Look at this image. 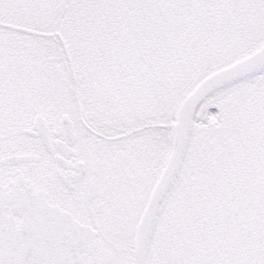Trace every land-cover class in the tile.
Masks as SVG:
<instances>
[{
	"label": "snow or ice",
	"instance_id": "snow-or-ice-1",
	"mask_svg": "<svg viewBox=\"0 0 264 264\" xmlns=\"http://www.w3.org/2000/svg\"><path fill=\"white\" fill-rule=\"evenodd\" d=\"M0 264H264V0H0Z\"/></svg>",
	"mask_w": 264,
	"mask_h": 264
}]
</instances>
